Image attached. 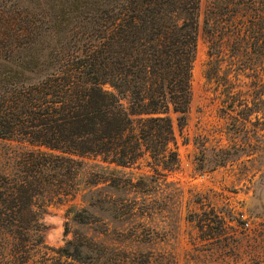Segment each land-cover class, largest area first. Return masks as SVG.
<instances>
[{
    "label": "trees",
    "instance_id": "obj_1",
    "mask_svg": "<svg viewBox=\"0 0 264 264\" xmlns=\"http://www.w3.org/2000/svg\"><path fill=\"white\" fill-rule=\"evenodd\" d=\"M200 8L201 0H0V139L16 143L0 163V264H176L172 252L146 249L145 220L156 211L131 197L155 177L121 182L109 168L145 157L159 177L177 167L173 115L182 128ZM207 27L211 56L226 44L244 66L264 59V0H212ZM85 159L97 171L83 183ZM78 196L73 238L47 245L48 206ZM206 216L207 240L226 247Z\"/></svg>",
    "mask_w": 264,
    "mask_h": 264
},
{
    "label": "rangeland",
    "instance_id": "obj_2",
    "mask_svg": "<svg viewBox=\"0 0 264 264\" xmlns=\"http://www.w3.org/2000/svg\"><path fill=\"white\" fill-rule=\"evenodd\" d=\"M211 3L201 0L186 124L180 128L173 115L177 167L159 177L145 157L129 168L109 169L121 182L155 177L146 182L143 194L131 195L156 211L145 220L150 234L147 250L172 252L176 264H264V59L244 66L247 59L226 44L220 54L210 55ZM259 45L264 49V38ZM261 54L264 57V50ZM15 147L16 143L0 139L1 164ZM224 152L231 158L221 164ZM85 164L83 183L97 171L96 160L85 159ZM121 197L117 192L116 198ZM73 206H82L81 196L48 206L43 215L47 245L59 248L73 238L68 232ZM206 214L216 221L215 231L227 236L226 247L207 240L209 228L199 224L209 218ZM214 248L219 252L210 257Z\"/></svg>",
    "mask_w": 264,
    "mask_h": 264
}]
</instances>
